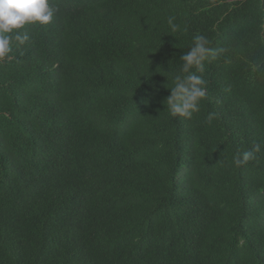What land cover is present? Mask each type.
<instances>
[{"label":"trees","instance_id":"1","mask_svg":"<svg viewBox=\"0 0 264 264\" xmlns=\"http://www.w3.org/2000/svg\"><path fill=\"white\" fill-rule=\"evenodd\" d=\"M57 4L0 61V264H264V0ZM197 34L223 51L172 117Z\"/></svg>","mask_w":264,"mask_h":264},{"label":"clouds","instance_id":"2","mask_svg":"<svg viewBox=\"0 0 264 264\" xmlns=\"http://www.w3.org/2000/svg\"><path fill=\"white\" fill-rule=\"evenodd\" d=\"M58 11L59 6L54 7L53 0H0V61L9 57L14 45L19 47L28 41L29 35L23 31L26 25H47ZM175 19L174 16L167 18L170 32L183 31ZM210 43L206 36L197 34L193 37L192 46L180 57L181 67L178 73L173 74L169 95L164 100L172 117L190 120L200 112L201 102L207 94L203 87L205 81L198 73L204 71L206 61L215 59L223 51L213 49ZM217 117V112H209L206 122L211 124ZM260 151L261 144L254 143L250 150L235 155L232 162L240 167L255 159Z\"/></svg>","mask_w":264,"mask_h":264}]
</instances>
